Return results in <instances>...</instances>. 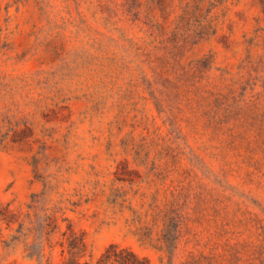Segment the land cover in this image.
<instances>
[{"label": "rangeland", "instance_id": "1", "mask_svg": "<svg viewBox=\"0 0 264 264\" xmlns=\"http://www.w3.org/2000/svg\"><path fill=\"white\" fill-rule=\"evenodd\" d=\"M7 205L36 225L57 211L89 264L111 244L264 264V0H0ZM167 210L172 258L136 234L157 239ZM9 233L0 264H37Z\"/></svg>", "mask_w": 264, "mask_h": 264}, {"label": "trees", "instance_id": "2", "mask_svg": "<svg viewBox=\"0 0 264 264\" xmlns=\"http://www.w3.org/2000/svg\"><path fill=\"white\" fill-rule=\"evenodd\" d=\"M26 215L18 210L11 209L10 205L0 206V235L3 231H10L2 241L3 248L16 247L23 245V252L26 258L35 261L37 264H89L85 260L86 242L84 235L77 232L71 224H67L62 231L60 221L56 217L57 211L46 215L37 225L31 220V207ZM160 210V208H158ZM159 211L158 216L161 214ZM62 222L69 219L62 214ZM181 220L172 210L164 213L163 226L157 239L150 238L151 229L149 227L140 228L136 234L138 240L143 244H148L160 252L166 253L172 258L179 239ZM29 224V226L27 225ZM18 226L15 229V226ZM17 234H14L13 231ZM60 238L53 240L55 235ZM32 239L29 241V239ZM155 242V243H154ZM56 248L60 249L62 260L60 263L53 261V252ZM95 264H150L147 258L140 256L127 247L118 244L109 245L102 255L96 260Z\"/></svg>", "mask_w": 264, "mask_h": 264}]
</instances>
